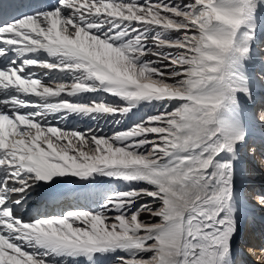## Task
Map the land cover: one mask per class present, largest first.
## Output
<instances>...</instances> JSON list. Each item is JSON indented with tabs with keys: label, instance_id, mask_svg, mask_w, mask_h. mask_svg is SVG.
I'll return each mask as SVG.
<instances>
[{
	"label": "bare ground",
	"instance_id": "bare-ground-1",
	"mask_svg": "<svg viewBox=\"0 0 264 264\" xmlns=\"http://www.w3.org/2000/svg\"><path fill=\"white\" fill-rule=\"evenodd\" d=\"M185 3H187L185 7L187 12L180 18L181 28L195 32L196 35L193 36H195V43L198 46L196 49L200 52L193 56L190 63L197 62L194 60V57L197 56L205 65L199 71L188 68L187 75L189 76L181 79L180 85H187L185 89L190 92L182 93L180 87L177 86L173 88L172 92L155 93L151 96L139 87L130 88L126 84H115L116 79L110 80L112 84L106 85L102 89L104 93L101 94V98L109 105L105 103V111L99 116L104 115V119H110V121L114 115L122 116L124 123H127L118 127L122 136L127 134L128 137L138 138L146 131L140 125L130 129H121L124 125L128 127L133 121L139 120L144 112L141 104H152L155 99L160 97H169L170 99L185 97L187 108L192 109L189 117L173 122L174 126L169 127L168 130H162L163 136L159 140L163 141L161 143H165V145L159 148L167 150H164L163 155L157 159L163 164L161 173L150 170L147 164L142 166L140 163L137 164V158L132 157V168L135 169V173L131 176H115L119 187L129 189L145 186L143 191L134 193L132 190L130 193L142 196L144 193L150 196V200H148L151 201L150 205L161 204L159 210L153 212V215L161 214L163 219L152 234L155 241L145 250L148 255L147 260L131 261L130 264H170L172 258L170 256L174 252L171 246L179 245L178 241L181 239L190 240L192 238L188 230L179 229L168 218V206L171 201H177V203L183 201L184 193L191 194L193 191L196 196L199 195L198 188L201 185L192 180V174L197 170H202L206 176H209L211 178L209 181L217 185L221 194L226 189H230L226 209L220 212L213 222L201 219L198 221V232L206 234L203 244L199 243L203 248L202 258L207 259L209 257L207 255L211 253L213 264H240V262L241 264L242 262L243 264H256V259L261 260L262 254H264V219L261 218V216L264 217V135H262V133L264 134V129H262L264 127V44L261 45L262 49L260 50L263 54L257 48L260 47L259 43L264 36V31L260 33V26L264 25V0H186ZM55 5L53 0H0V65H3V69L0 71V264H25L21 259V253L11 244V240L15 239L11 230L15 215L21 220L31 214L37 215L31 209L36 211L42 208L47 209L49 216L47 222L43 221L46 224L39 223L43 226L42 228L39 226L43 234L33 238L39 247L49 246L50 244L47 242L53 239V236L67 240L72 236L80 237L83 234L91 241L88 247L93 246L96 249L90 248L91 250L85 252L83 250L82 253H78L77 261L96 259V263L97 261L102 263L114 258L112 255H107L108 250L100 251L98 249H108L123 243L121 241L112 242L109 232L103 233L94 224L88 222L93 217H97L96 214H90V212L95 210L100 202L97 205L85 207L84 204L74 201L75 199H65L59 200L58 204L60 205H49L45 203V197L34 198V195L41 190L42 184L50 186L58 184L57 188H65L85 181L90 186V193L86 197H92L95 191L102 193L101 184L111 182L108 177H101L94 172H83L75 168L55 170L48 164V161L39 155L38 151L32 153V148L37 146L36 142L39 139L35 140L36 138L32 137L31 132L29 133L31 122H33L29 121V118L33 116L26 112L27 110L25 111V107L43 101V109L50 107L44 112H51L52 115H56L55 117L62 118L61 116L70 112V110L63 113L57 112L59 110L50 103L51 97L47 98L49 93H44L42 89L33 91V85L29 86L31 80H27L29 77L28 67L31 66V63L36 62L37 58L44 57V54H36L37 49L32 47L36 29L58 20L56 15L59 14V10ZM54 7V13L51 12L52 10H46ZM243 10L248 13L247 17L242 14ZM29 11L33 15H29ZM28 17L32 18L28 19ZM220 26H223L221 27L223 30L219 28ZM246 27L253 34L250 44L248 42L245 44L242 41L246 35ZM162 42L163 45H178L177 42L171 43L167 40ZM206 43L207 46L203 47L202 44ZM36 45L39 44L36 42ZM231 47L235 48V51L231 50L230 55L226 57L225 53ZM46 48H49L45 53L49 54L45 57L46 59L52 58L50 56H54L60 51V47L57 49L45 45L40 51L42 52ZM75 53L78 52L75 51ZM15 54L22 57L23 63L28 64L31 61L30 65L16 69L14 64L20 57L14 59L12 55ZM214 61V69H212L211 64ZM243 63L246 65L245 67H242ZM231 65H235L234 69L225 74L224 70ZM52 70V73L55 70L64 71L59 66ZM193 73L198 74L194 79L190 76ZM204 74L207 77L202 76ZM53 78L64 79L59 74L54 75ZM86 78L88 80L89 75ZM62 85L60 87H63ZM170 87L168 86L167 89L169 90ZM130 97L140 100L135 110L130 112L131 114L126 113L124 109H114V106L119 107ZM257 101L259 102L256 104ZM256 108L259 112L256 111ZM75 109H77L76 112L74 111L75 114L80 112V108ZM209 111H212L213 115ZM67 116L70 117V115ZM200 116L204 117L202 125L198 120ZM181 122L186 123L181 124ZM36 134L37 131L33 132V136ZM26 139L29 140L28 143L25 142ZM189 141L195 144L191 148L187 147ZM238 146L246 150L240 158L236 154ZM25 147H28L29 150L27 156L18 153V151H24L22 148ZM253 149H257L258 155H260L259 163L258 158H252ZM5 165H8L6 171L9 174L5 173L3 169L6 167ZM16 165L20 166V169L11 167ZM220 166H222L221 170L218 168ZM256 170H262L263 173H258ZM141 171H144L148 178L153 179L154 182L147 180L146 175L145 177L141 176ZM10 173L13 176L24 173L25 180L31 179L18 189V194L21 189H24L19 198H15L14 191L16 189L14 190L12 186L14 182H10L6 177ZM236 174L250 180L244 190L247 200L237 190L238 187L234 188L238 181ZM48 181L54 183L48 184ZM23 201L26 202V205L20 214V212H16V209L23 205ZM138 201H145V199L141 200V196L138 200L137 198L126 199L117 202V207L120 209L127 204L130 208L135 206ZM4 203L9 206L7 205L6 208ZM66 204L67 206H65ZM59 211L65 217L61 218L57 214ZM68 222L89 226L87 230L79 233L80 231L73 230ZM132 222L135 226L140 225L135 214L132 215ZM225 222L228 224L224 227ZM243 224H246L247 228H245V232L241 233V238L236 239V235L242 226L244 227ZM101 225L104 227L102 221ZM48 231H60V235L58 233L50 235ZM252 233L255 234L254 238H252ZM176 234L180 236V239ZM146 237L143 236L144 240L147 239ZM102 239L108 242L102 243ZM243 245L246 247L242 250ZM239 248H241V252H238ZM192 258H195L194 254L190 257L184 256V260L188 263L192 261Z\"/></svg>",
	"mask_w": 264,
	"mask_h": 264
},
{
	"label": "rangeland",
	"instance_id": "rangeland-1",
	"mask_svg": "<svg viewBox=\"0 0 264 264\" xmlns=\"http://www.w3.org/2000/svg\"><path fill=\"white\" fill-rule=\"evenodd\" d=\"M185 2L186 0H55L54 3L53 0L56 9L59 10V14L56 15L58 20L39 26L33 39L35 41L32 47L37 49L36 54H44V57L37 58L36 62L29 66L31 61L26 64L22 62V57L19 56V58L17 54L12 55L14 59L19 58L17 64H14L16 69L29 66L27 80H31L29 86L33 85V91H41L42 89L44 93H49L47 98L51 97L50 103L59 110L57 112L63 113L70 110L69 114L64 113L65 116L59 118L52 115L51 112H44L50 107L43 109V101L25 107V111L27 110L26 112L33 116L29 118V121H33L29 133L31 132L30 134L36 138L35 140L39 139L36 142L37 146H33L32 153L38 151L39 155L48 161L53 169L58 171L75 168L83 172H94V174H99L104 178L108 177L111 182L104 183L105 186L102 185L104 188L100 190L102 192L106 190V192L101 198H96L93 202L89 201L94 198L95 194H93L92 197L85 196L84 200L75 199L74 201L84 204L85 207H91L100 202L99 206L90 212V214H96L99 219L93 217L88 222L94 224L103 233L109 232L111 234L109 236H112V242H123L108 249H98L100 251L108 250L107 255H112L114 258L111 259L112 261L107 260V262L103 261L102 263L99 261L96 263V259L77 261L76 255L78 253H82L83 250L85 252L92 248L96 249L93 246L88 247L90 246V239L83 234L80 237L72 236L67 240L53 236L52 241L47 242L50 245L45 246L46 248L44 245L37 246L33 238L43 234L40 227L42 228L41 225L46 224L44 222L48 221L47 217L49 216L47 209L42 208L37 211L31 209L37 215L31 214L24 220L18 219L15 215L11 230L14 233L13 237L18 239L16 241L12 239L11 244L21 253V259L25 264H130L131 261L147 260L148 255H146L145 250L155 241L152 234L163 219L161 214L153 215V212L159 210L161 204L150 205L151 201H148L150 196L144 193H142L144 196L130 193L132 190L134 193L143 191L145 186L129 189L119 187L115 176H131L135 173V169L132 168V157L137 158V164L140 163L141 166L147 164L150 170L161 173L163 164L157 159L163 155L164 150H167L166 148H159L165 145V143H161L163 141L159 140L163 136L162 130H168L169 127L174 126L173 122L189 117L192 109L187 108L185 97L171 99L160 97L155 99L152 104H141L144 112L139 120L133 121L128 126L129 128L124 125L121 129H130L140 125L146 131L138 138L128 137L127 134L122 136L118 129L122 124H127L124 123L122 116L114 115L111 121L104 119V115L99 116L105 111L106 103L101 98V94L104 93L102 89L106 85L112 84L113 79H116L115 84H126L130 88L139 87L151 96L155 93L172 92L173 88L177 86L180 87L182 93L190 92L185 89L187 85H180L181 79L189 76L187 75L188 68L199 71L205 65L197 56L194 57L197 62L190 63L193 56L200 52L196 49L198 46L195 43V36H193L196 35L195 32L181 28L180 18L187 12L185 10L187 3ZM55 7L46 10H52L51 12L54 13ZM28 14L33 15L32 12ZM242 14L247 17L248 13L243 10ZM30 18L32 17H28V19ZM22 19L28 20L27 18ZM221 27L223 26L219 28ZM252 37L253 34L247 28L246 35L242 40L243 43L248 42L250 44ZM165 40L171 43L177 42L178 45H163L162 41ZM36 42L39 44L38 46ZM259 44L258 51L262 49L264 36ZM259 44L257 45L259 46ZM44 45L57 49L60 47V51L54 56H50L52 58L46 59L45 57L49 54L45 53L49 48L40 51ZM202 46L206 47L207 43L202 44ZM231 50L235 51V48L231 47L225 53L226 57L230 55ZM260 53L263 54L264 51L263 53L260 51ZM214 64L215 61L211 64L212 69H214ZM56 66L64 69V71L55 70V73H52V69ZM75 66L76 68L73 69ZM78 66L81 68H77ZM234 66L231 65L225 69L224 73H230ZM245 66L243 63L242 67ZM60 72L64 73L61 74ZM56 73L62 75L64 79L53 78L54 75H57ZM87 75H89L88 80ZM190 76L194 79L198 74L193 73ZM202 76L207 77L205 74ZM117 81L119 82L117 83ZM61 85L63 87H60ZM168 86H171L169 90L167 89ZM139 101L135 97H130L119 107L113 106L114 109H124L126 113L131 114ZM106 104L109 105V103ZM59 108L63 109L60 110ZM75 108H80V112L75 114L74 111H77ZM256 111L259 112L258 108ZM209 112L213 115L212 111ZM67 115L70 117L68 118ZM198 120L201 125L204 123L203 116L198 117ZM35 131H37L36 137L33 136ZM262 135L264 134L262 133ZM28 141V139L25 140L26 143ZM194 145L193 142L189 141L187 147L191 148ZM22 150L24 151H18V153L27 156L28 147L22 148ZM5 166L2 167L7 173L8 165ZM11 167L20 169V166L17 165ZM218 168L221 170L222 166ZM140 175L144 177L146 175L147 180L154 182L153 179L148 178L144 171H141ZM6 177L10 182L15 183L12 184L13 189H16L14 191L15 198H19V195L24 191L21 189L20 194H18V189L25 182L31 180L29 178V180H25L26 175L24 173L14 176L10 173ZM210 179L202 170H197L192 174V180L201 185L198 188L199 195L196 196L193 191L191 194L184 193L183 201L179 203L171 201L169 203L168 218L179 229L188 230L192 236L191 241L181 239L178 241L179 245L171 246L174 252L170 256L172 257L170 264H213L211 253L207 255L209 256L207 259L202 258L203 248L201 245L206 234L198 232V221L201 219L213 222L217 215L226 209L230 189H226L221 194L217 185L209 181ZM51 183L54 182L48 181V184ZM42 186L50 185L42 184ZM35 196L36 194L34 198H37L40 195ZM140 196L141 200L144 198L145 201H138L135 206L130 208L125 204L118 209L117 202L133 198L138 200ZM22 204L20 208L17 207L16 209V212H20V214L26 202L23 201ZM4 205L6 208L9 206L5 203ZM57 214L61 218L65 217L60 211ZM133 214L136 215V220L140 225L135 226L133 224ZM261 218L264 219L262 216ZM101 221L104 227H102ZM68 224L73 230L80 231L79 233L87 230L89 226L71 222ZM227 224L225 222L224 227ZM214 225L216 224L214 223ZM243 225L244 227L242 226L235 237L236 239L241 238V233L245 232L247 225ZM57 233L60 235V231H48L50 235ZM144 235L147 236L145 240ZM176 235L180 239V236ZM107 242L102 239V243ZM238 252H241V248ZM193 254L195 258H192L190 263L184 260L185 255L190 257ZM255 262L256 264H264V254H262L261 260L257 258Z\"/></svg>",
	"mask_w": 264,
	"mask_h": 264
}]
</instances>
